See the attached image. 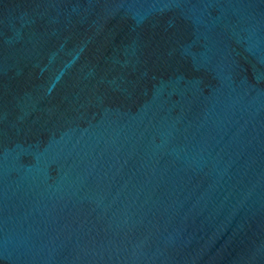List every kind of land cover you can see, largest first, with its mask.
<instances>
[{
	"label": "water",
	"instance_id": "obj_1",
	"mask_svg": "<svg viewBox=\"0 0 264 264\" xmlns=\"http://www.w3.org/2000/svg\"><path fill=\"white\" fill-rule=\"evenodd\" d=\"M0 264H264V0H0Z\"/></svg>",
	"mask_w": 264,
	"mask_h": 264
}]
</instances>
